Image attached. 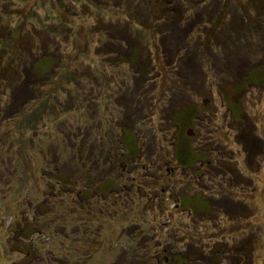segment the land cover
<instances>
[{
  "label": "rangeland",
  "instance_id": "1",
  "mask_svg": "<svg viewBox=\"0 0 264 264\" xmlns=\"http://www.w3.org/2000/svg\"><path fill=\"white\" fill-rule=\"evenodd\" d=\"M249 131L264 0H0V264H264Z\"/></svg>",
  "mask_w": 264,
  "mask_h": 264
},
{
  "label": "flooded vegetation",
  "instance_id": "2",
  "mask_svg": "<svg viewBox=\"0 0 264 264\" xmlns=\"http://www.w3.org/2000/svg\"><path fill=\"white\" fill-rule=\"evenodd\" d=\"M162 71V70H161ZM161 71L159 70V72L161 73ZM153 72V71H152ZM176 125V124H175ZM241 127L239 126L238 129H240ZM179 130V126L176 125V131ZM176 131L174 132L176 134ZM187 133L189 134L187 136V138H191V137H194L196 135H198L199 133L197 131H194L193 129L189 128ZM174 134V135H175ZM241 137H243L242 139H244L242 141L241 139V142L244 146V150L245 152H253L251 153L252 155L254 153H256L255 155L258 156V159H256V162H258V166L257 168L254 169V172L252 171H243L241 173H244L242 177L245 178V182L247 183H250L252 182V180H255L256 177L257 178H260L263 174H264V138L262 137V135H260L259 133L257 134V132L253 131V132H245L244 135L242 134ZM118 139V138H117ZM119 140V139H118ZM140 149V152H141V147L138 148ZM192 150H195V149H192ZM198 153H201L200 151H197ZM167 153V150L165 149L164 150V154H160V155H165ZM141 155H139V152L137 153V155H135L134 157H131L130 160H133V161H137L141 158V156L143 155L142 153H140ZM202 156L195 159L194 163L193 164H190V165H177V167H180L179 170L175 169V167L173 165H171L170 167L168 166H165L168 174H169V177L170 178H167V182H173L174 181V178H176L177 175H179L180 178L182 179H188L187 181H191L190 178L192 179H198V178H202L203 175L205 174L206 170H205V166L208 165V163L210 162V158H207L203 155V153H201ZM173 157L175 159V156L173 154ZM167 160V159H165ZM197 161H199V163L197 164ZM175 163H178L176 160H175ZM136 165L139 166V163L137 162ZM164 164H161V167H163ZM141 167L144 168L145 167V164L141 163ZM160 167V168H161ZM244 169V168H243ZM179 171V172H178ZM256 172V173H255ZM221 183H225L226 185L228 186H234V183H235V180H233L230 176H224L223 178H221ZM261 183V182H260ZM241 185H245V184H240L239 186ZM169 192H170V195H171V187L169 189ZM180 194H178L176 192V195L172 197L176 200L177 204H179V200H180V197L181 195L183 194V192H180ZM185 193V192H184ZM209 201V208H212V203L210 200Z\"/></svg>",
  "mask_w": 264,
  "mask_h": 264
},
{
  "label": "trees",
  "instance_id": "3",
  "mask_svg": "<svg viewBox=\"0 0 264 264\" xmlns=\"http://www.w3.org/2000/svg\"><path fill=\"white\" fill-rule=\"evenodd\" d=\"M228 2H231V1H228ZM227 8V10H228V7H226ZM225 8V9H226ZM232 7H230L229 9H231ZM234 10H235V7L233 8ZM224 10V8L221 10V12ZM122 59H124V58H122ZM135 66H133V68H134ZM150 69V68H149ZM23 114L25 113V111L24 112H22ZM28 115H30L29 114V112H28ZM118 141H121V140H118ZM101 148V147H100ZM182 257V260L180 261V263H182V264H187V262L189 261V257H191V254L190 255H188V257H183V256H181ZM166 259L167 258H169V256H166L165 257Z\"/></svg>",
  "mask_w": 264,
  "mask_h": 264
}]
</instances>
